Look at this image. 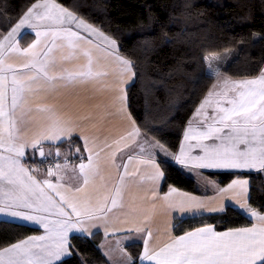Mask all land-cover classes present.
Masks as SVG:
<instances>
[{"label": "snow or ice", "instance_id": "6c2138e0", "mask_svg": "<svg viewBox=\"0 0 264 264\" xmlns=\"http://www.w3.org/2000/svg\"><path fill=\"white\" fill-rule=\"evenodd\" d=\"M25 30L35 39L21 47ZM98 54L112 58L121 73L119 79L102 85L114 93L110 105H83V110L71 112L47 102L61 89L106 77ZM230 55L225 49L223 56L216 52L203 56L206 75L215 79L185 125L178 150L172 151L155 135L156 129L142 127L128 111L123 76L132 79L134 65L120 54L116 39L57 0H34L0 35V219L20 227L38 225L43 231L0 246V264H68L78 255L73 236H92L100 228L106 238L127 233L104 251L110 264H264V213L249 204L248 179L237 176L223 186L209 181L220 201L213 208L172 185L162 197L157 192L172 166L264 172V67L254 76L233 77L227 63L223 69L220 65ZM109 107L127 122L124 133L103 141L86 134V125L94 127L98 115L110 114ZM77 132L83 150L76 149L79 163L69 167L67 156L60 162L57 145L70 144ZM53 148L56 162H49L45 174L40 163L53 156ZM141 165L150 169L147 176L141 174ZM105 167L114 170L108 178ZM145 181L152 187L140 199H147L149 212L138 219L133 197L121 227H115L109 217L124 207L129 182L139 187ZM226 198L247 213L249 225L217 230L204 223L181 235H172L170 226L162 245L151 244L150 213L157 200L167 214L196 216L201 209L224 211ZM140 240L143 248L137 261L122 241Z\"/></svg>", "mask_w": 264, "mask_h": 264}, {"label": "trees", "instance_id": "16d2710c", "mask_svg": "<svg viewBox=\"0 0 264 264\" xmlns=\"http://www.w3.org/2000/svg\"><path fill=\"white\" fill-rule=\"evenodd\" d=\"M33 2L0 0V34L6 33ZM57 2L116 39L120 54L134 65L135 75L125 88L128 111L142 127L156 129L155 135L172 151L177 150L185 125L215 79L206 75L205 53L232 51L226 63L233 77L254 76L264 66V0ZM29 37L30 33L25 32L20 44H27ZM57 147L71 152L79 148V140L74 137L70 144L64 142ZM204 173L222 184L237 176L248 179L249 204L264 212V172ZM169 185L198 193L193 178L178 166L167 169L160 189ZM204 223L226 229L247 226L251 221L228 207L220 214L175 219L173 232L178 235ZM38 231L0 220V246ZM99 240L98 233L91 237L74 235L72 242L78 255L68 264H105L97 249ZM126 250L137 259L140 245L128 244Z\"/></svg>", "mask_w": 264, "mask_h": 264}, {"label": "crops", "instance_id": "0c3cea01", "mask_svg": "<svg viewBox=\"0 0 264 264\" xmlns=\"http://www.w3.org/2000/svg\"><path fill=\"white\" fill-rule=\"evenodd\" d=\"M25 32L30 33L29 41L25 45H21V47H27L29 43L33 39H35V36L33 33H31L30 30H25ZM3 35V34H2ZM20 43V42H19ZM56 55H59V53H56ZM99 59V65L102 71H106L108 75L104 77L99 82L90 83L88 85H79L74 88H68V89H61L57 94H55L53 97H49L48 103H56L58 107H63L65 111H71L74 112L77 109L83 110V105H92V104H102V105H110L112 96L114 95L113 91L110 88H104L102 85L111 84L115 80L119 79L121 76L119 67L113 62L112 58H104L102 54H98ZM14 61L17 58H13ZM68 67H72V64H68ZM264 67V66H263ZM126 86L131 82L132 79H128V75L124 74L123 76ZM214 82V81H213ZM125 86V88H126ZM108 112L110 114L108 115H98L96 117V123L95 126H91L90 124L86 125V134L90 136L98 137L100 141H103L105 138H108L109 140L116 138L120 135H122L127 128V122L121 117V115L117 114L114 109L111 107L108 108ZM101 113H103V109H101ZM192 117V115H191ZM76 138L79 140V149L83 150V142L79 139V132L75 134ZM182 138V137H181ZM48 145H45V150H48ZM179 148V146H178ZM177 148V150H178ZM77 148H74L71 152L67 151H61L62 155L60 158H64L67 156L69 161V167L72 166V164H78L79 163V153L76 152ZM176 150V151H177ZM53 156H55V148L52 149ZM31 154V152H29ZM85 154V158H86ZM103 155V154H102ZM38 157V155L36 156ZM52 157H49L50 159ZM126 158V157H125ZM29 162V161H28ZM30 161L29 163H31ZM41 168L45 170L46 174V167L44 165H40ZM184 173L191 176L194 180L195 187L198 191V193H191L184 190L178 189L180 192L189 193L192 195H195L197 197H201L204 199V202L207 206V208H213V207H219L220 201L216 198V193L214 192L212 186L209 184V181H217V179L209 178L205 175V171H212V172H225V171H233V172H241V171H256V170H188L183 169L180 166H178ZM110 172H114V170H109L107 167L104 169V175L106 178L109 177ZM150 172V169L141 165V174L147 176V174ZM53 182H55V178L53 177ZM138 179V178H137ZM233 179V178H232ZM232 179L227 181L224 184H227ZM246 179V178H243ZM110 182V181H109ZM220 183V182H219ZM224 184L220 183V186H223ZM152 185L150 182L145 181L143 184L139 185V187L136 186L134 182H129L128 188L124 192V207L122 209H117L115 212L110 214V220L113 221V224L115 227H121L120 221L125 219L124 213L129 211L130 205L133 203V197H135V204L138 208L137 212V218H142L143 214H147L149 212V202L147 199L141 200L140 197L145 196V191L149 188H151ZM161 186L157 189L158 195L163 196L167 191L168 187L165 190L160 189ZM175 188V187H174ZM177 189V188H176ZM147 195H151V193H147ZM225 203H227V207L233 208L237 211H239L242 215L246 216L250 221V217L247 215L246 212L241 210L239 206L235 203V201L225 199ZM225 208V209H226ZM224 209V210H225ZM202 214L193 216L192 213H180L178 211H173L171 214H167L163 211L161 202L159 200L156 201V208L154 210H151V219L149 221V227L153 230V235L151 238V244L153 246L162 245L166 240L168 236V232L171 226V233L172 235H175L173 232V225L175 219H182L187 217H197V216H204V215H213V214H220L222 212L217 213H210L206 211L205 209H201ZM264 213V212H263ZM3 220V219H0ZM252 222V221H251ZM214 225V224H213ZM201 226V225H200ZM215 226V225H214ZM36 229H38V233L31 234V235H38L42 233L43 229H40L38 225L31 226ZM198 227V226H197ZM216 227V226H215ZM217 228V227H216ZM190 230V229H189ZM217 230H224L217 228ZM96 233L100 234V240L97 244V249L100 252V254L103 256L105 260V264H110L108 261V258L104 255V251L107 250L110 246L115 245V240L117 238H120L121 236L127 235L126 232L120 233L117 235L110 234L107 238L104 235L103 228H100L99 230L94 229L93 230ZM182 234V233H181ZM178 234V235H181ZM85 237H91V236H85ZM133 238L135 237V233L132 234ZM125 243V246L128 245L126 241H122ZM103 244V248L101 245ZM140 245V251L143 248V241L140 240L138 243ZM140 253V252H139ZM139 257V255H138ZM137 257V261H138Z\"/></svg>", "mask_w": 264, "mask_h": 264}, {"label": "built area", "instance_id": "2783aa9c", "mask_svg": "<svg viewBox=\"0 0 264 264\" xmlns=\"http://www.w3.org/2000/svg\"><path fill=\"white\" fill-rule=\"evenodd\" d=\"M40 160H41V158L38 156V163L40 162ZM63 160H64V158H60V162L61 163H63ZM69 160V159H68ZM70 161V160H69ZM49 162H51V163H55L56 161H55V156L54 157H52L51 159L50 158H48V159H46V160H44L42 163H40V165H44L45 167H46V169H47V167L49 166Z\"/></svg>", "mask_w": 264, "mask_h": 264}, {"label": "rangeland", "instance_id": "374dc122", "mask_svg": "<svg viewBox=\"0 0 264 264\" xmlns=\"http://www.w3.org/2000/svg\"><path fill=\"white\" fill-rule=\"evenodd\" d=\"M0 35H2V34H0ZM230 53H231V55H232V51H230ZM220 55L223 56L224 53H221ZM231 55L229 56V58L231 57ZM229 58H228V59H229ZM225 63H226V61H224V60H221V61H220V65H221V66H223ZM35 158H36V159H35L36 162H38V157H35Z\"/></svg>", "mask_w": 264, "mask_h": 264}]
</instances>
